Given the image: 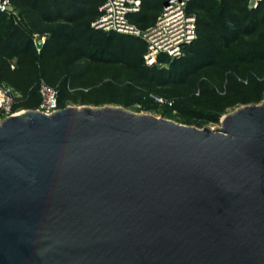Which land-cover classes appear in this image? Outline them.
I'll return each instance as SVG.
<instances>
[{
  "label": "water",
  "instance_id": "1",
  "mask_svg": "<svg viewBox=\"0 0 264 264\" xmlns=\"http://www.w3.org/2000/svg\"><path fill=\"white\" fill-rule=\"evenodd\" d=\"M219 124L109 106L0 120V264H264V99Z\"/></svg>",
  "mask_w": 264,
  "mask_h": 264
},
{
  "label": "trees",
  "instance_id": "2",
  "mask_svg": "<svg viewBox=\"0 0 264 264\" xmlns=\"http://www.w3.org/2000/svg\"><path fill=\"white\" fill-rule=\"evenodd\" d=\"M140 1L128 19L143 31L155 23L164 0ZM102 3L11 0L18 15L0 12V82L21 92L25 108H37L40 80L57 90L60 109L66 103L165 107L197 127L263 100L264 1L249 8L248 0H190L186 12L195 16V39L179 58L159 54L151 66L144 64L142 37L91 27ZM35 35L45 37L39 51ZM14 59L16 69L8 73Z\"/></svg>",
  "mask_w": 264,
  "mask_h": 264
},
{
  "label": "built area",
  "instance_id": "3",
  "mask_svg": "<svg viewBox=\"0 0 264 264\" xmlns=\"http://www.w3.org/2000/svg\"><path fill=\"white\" fill-rule=\"evenodd\" d=\"M190 0H166L155 23L145 30H139L129 22L128 14L140 10V0H103L98 7V16L91 27L105 32L114 31L121 34L142 37L147 43V51L143 56L144 64H156L159 54H166L171 59L181 55L182 47L191 43L196 35V19L186 12ZM264 0H248V7L255 8ZM11 0H0V12H7ZM45 37L34 36V46L37 51L44 43ZM39 103L36 109L45 115H50L58 107L57 90L40 80L37 87ZM158 102L162 103L161 99ZM15 95L3 85H0V120L16 114L14 110ZM168 105H171L168 103Z\"/></svg>",
  "mask_w": 264,
  "mask_h": 264
},
{
  "label": "rangeland",
  "instance_id": "4",
  "mask_svg": "<svg viewBox=\"0 0 264 264\" xmlns=\"http://www.w3.org/2000/svg\"><path fill=\"white\" fill-rule=\"evenodd\" d=\"M6 13L16 16V15H18L19 11L14 9L11 6L10 9ZM155 17H158V16H155ZM7 68H8V70H6V71L8 73H10V72L12 73L13 71H15V69H16V60L14 59V60L10 61L8 66H6V69ZM0 85L8 87L13 92V94L15 95L14 110L16 112L19 113V112L26 111V110H34V109H29V108H25L24 107V101H22L23 99H21V97H22L21 92L18 89H16L13 85H11L8 81H6V80L5 81H1ZM37 87H38V85L36 83V88ZM263 99H264V93H263ZM67 106L75 107V108H80V107H104V106L121 107V108H123V109H125V110H127V111H129L131 113H134V114L151 115V116H154L156 118H162V119L173 121V122H175L177 124H182L181 120H179L176 117L175 112L172 111V110L166 109L165 107H159L155 111H146V110H142L139 106H131V107L125 108V107H122V106H119V105H115V104H105V105H102V106H92V105H78V104H73V103H66L63 106V108H65ZM243 106H247V105H243ZM239 107H242V106L240 105V106H236L234 108L227 109L225 111V113L220 116V118L223 115H225V114H229V113L233 112L235 109H237ZM182 125H185V124H182ZM187 126H193V127H196V128H205L206 127V128H210V129H215V128H218L220 126V124H219V121H218L217 123H204L200 127H197L195 125H187Z\"/></svg>",
  "mask_w": 264,
  "mask_h": 264
}]
</instances>
